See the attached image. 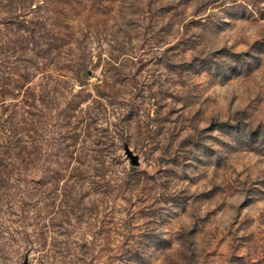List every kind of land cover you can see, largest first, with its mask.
<instances>
[{
	"label": "rangeland",
	"instance_id": "374dc122",
	"mask_svg": "<svg viewBox=\"0 0 264 264\" xmlns=\"http://www.w3.org/2000/svg\"><path fill=\"white\" fill-rule=\"evenodd\" d=\"M21 43L0 264H264V0H0L5 103Z\"/></svg>",
	"mask_w": 264,
	"mask_h": 264
},
{
	"label": "trees",
	"instance_id": "16d2710c",
	"mask_svg": "<svg viewBox=\"0 0 264 264\" xmlns=\"http://www.w3.org/2000/svg\"><path fill=\"white\" fill-rule=\"evenodd\" d=\"M23 17L24 14L9 15L6 21L3 22L15 26L16 29L28 31L30 36L35 37V35H38L41 39H45L44 31L36 30L35 25L25 29L27 28V22L22 19ZM3 22L1 21V23ZM27 49L34 54L32 56H35L33 48H27L21 43L17 49L20 54L14 57L12 61L13 82L11 93L14 94L13 96H18L19 99H13L16 100L13 103L0 101V109L6 113L5 116H1L2 112L0 113V193L5 198L15 194L11 192V188L18 192V186L27 183L26 171L29 152L26 132L32 121V110L36 109L37 104L43 105V97L45 96L44 92H40L35 101L32 89L26 83H23L27 80L29 69L36 66L33 64L28 65L32 62V56L28 57L25 54ZM7 79V76L0 78V93H3L2 88L10 82Z\"/></svg>",
	"mask_w": 264,
	"mask_h": 264
},
{
	"label": "water",
	"instance_id": "95a60500",
	"mask_svg": "<svg viewBox=\"0 0 264 264\" xmlns=\"http://www.w3.org/2000/svg\"><path fill=\"white\" fill-rule=\"evenodd\" d=\"M129 157H130V163H131V164H135L136 161H135L134 157H132V156H129Z\"/></svg>",
	"mask_w": 264,
	"mask_h": 264
}]
</instances>
